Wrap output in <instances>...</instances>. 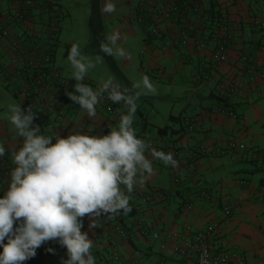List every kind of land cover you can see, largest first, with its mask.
I'll return each instance as SVG.
<instances>
[{
    "label": "crops",
    "instance_id": "crops-1",
    "mask_svg": "<svg viewBox=\"0 0 264 264\" xmlns=\"http://www.w3.org/2000/svg\"><path fill=\"white\" fill-rule=\"evenodd\" d=\"M159 1L162 2V0ZM199 1L205 11L224 14L226 17V26L234 36V45L228 52V62L212 67L207 71L203 81L197 83L194 77L199 72L198 64L190 65L188 62L190 59H195L197 63L205 58L209 59V49L199 54L191 45L186 48L170 49L167 53L162 52V46L177 36L174 26H168L165 29L170 33L169 38L155 37L157 39L153 38L154 40L147 43V52L142 55L146 56V62L141 61L145 75H152L153 72L162 68L165 72V81L170 83L184 77L194 85L212 82L214 88L210 93L211 102H201L199 105L190 102V106L199 107L198 113L189 117L196 125L192 134L182 130L180 122L187 118L182 114L179 116L171 114L169 118L174 117L173 120L170 119L172 125H154L155 135L153 131L147 133L148 121L144 113L137 108L136 112L142 118L137 136L145 135L161 144L163 142L169 145L172 143L181 151V156L180 158L173 157L177 163L172 166L165 165L163 161L146 153L152 160L154 172L144 183L137 184L134 188L142 191L162 189L166 193L164 201H158L141 210L138 209L139 212L130 206L131 211L127 214L121 211L109 220L106 217L97 219L95 227H89L88 217L84 218L82 231H87L92 239L90 252L95 258V264H117L112 255L114 250L121 260L129 264H189L177 254L175 242L169 243L166 249L162 250L161 243L164 237L155 241L152 238H143L138 235L135 225L141 220L151 231L160 233L182 232L185 227H189L191 234H194L196 231H204L211 225L218 224L221 228L219 237L222 247L243 253L247 258V264H264V203L259 199V187L264 183V81L257 80L253 83L247 81L240 59L241 56H251L257 60L258 64L264 63V54L261 52V47L264 46V27L257 23L258 19L264 20V0H209L210 6L206 8L204 3ZM152 3L155 2L152 1ZM16 4L17 0H0V23L11 19L14 12L13 6ZM127 4L130 5V0H127ZM148 4L150 5L149 1H141L131 11H137L140 14L147 13L150 9ZM133 17L121 16L120 20L133 23L135 22ZM196 22L197 20L192 18L190 24L196 25ZM139 25L143 27L141 23ZM143 31L150 37L149 30L144 28ZM209 43L212 46L213 40ZM6 47L7 43H4L2 46L4 56L3 52H0V60L9 64L10 56ZM223 75L235 78L239 82L238 94L230 98L229 102H223L218 98L220 94L216 85L220 76ZM14 78L9 82L10 84L15 82L13 84L17 85L15 88L17 93L21 82L15 81L16 78ZM55 97L49 96L47 101L43 100L35 106L40 117L37 120L40 127L43 120L49 123L44 129V135H48L50 129L56 135L60 133L66 135L69 130L98 133L102 130L107 132L108 129L118 126L119 117L116 119L110 117L100 103L96 106L95 117L88 116L81 108L70 109L66 112L62 123H55L54 126ZM18 101L19 105H22L19 99ZM216 106H228L237 113L239 119L235 120L217 114ZM124 110L126 111L125 108ZM1 124L3 127H0V145L5 147L6 152L2 157L4 161L0 164V171H5L4 186L7 189L10 172L15 166L11 151L19 146L22 138L16 135L11 125L9 126L6 122ZM165 126H169L168 135L162 136L159 134V129ZM133 128L135 129V124ZM232 139H238L248 147L249 156L247 158H244L243 152H235L223 157L205 156L197 149L202 144L225 145ZM255 151L258 155H252ZM240 179L247 180L249 185H240L238 183ZM121 189L129 196L123 185ZM202 189L216 192L220 204L200 201L192 210L187 211V203L192 201L195 190ZM177 198L180 202L176 203ZM229 204L234 205V213L232 217L226 218L223 208ZM115 225L123 228L125 237L115 232ZM49 248L53 251L49 252ZM66 258V249L61 247L57 241L52 240L38 248L36 256L29 261L30 263L36 261L38 264H62Z\"/></svg>",
    "mask_w": 264,
    "mask_h": 264
},
{
    "label": "clouds",
    "instance_id": "clouds-1",
    "mask_svg": "<svg viewBox=\"0 0 264 264\" xmlns=\"http://www.w3.org/2000/svg\"><path fill=\"white\" fill-rule=\"evenodd\" d=\"M113 11L115 5L106 2L102 12ZM60 32L61 28L57 40ZM120 39L118 31L106 35L99 45L100 52L130 58L118 46ZM67 53L76 82L72 91L65 93L68 100L95 117L101 94L107 92V98L122 103L126 113L122 112L118 126L107 132L69 130L66 135L52 137L41 134L38 117L31 108L9 106L8 120L22 139L11 151L15 166L7 189L0 194V264H25L36 256L38 248L52 240L66 249L67 258L62 264H95L90 252L92 239L82 231L84 218L88 217L89 227H95L101 217L131 211L129 197L121 185L130 193L153 174V163L146 152L165 165L177 163L171 153L157 151L138 138L133 128L137 99L156 92L149 77L142 76L133 84L134 92L111 79L93 90L84 80L95 65L77 44L71 45ZM5 152L0 145V157Z\"/></svg>",
    "mask_w": 264,
    "mask_h": 264
},
{
    "label": "built area",
    "instance_id": "built-area-1",
    "mask_svg": "<svg viewBox=\"0 0 264 264\" xmlns=\"http://www.w3.org/2000/svg\"><path fill=\"white\" fill-rule=\"evenodd\" d=\"M141 1L147 2L149 0ZM155 4L152 7H155ZM164 5V8L158 9L160 11L157 13L151 12L153 9L151 7L147 17L139 16L134 18L143 27L153 25L151 31L149 30L151 36L146 39L141 54L144 55L147 52V43H150V39L153 37H169L170 33L165 29L168 26H174L177 36L162 46V52L167 53L170 49L186 48L191 45L199 54L204 53L208 49L210 50L209 59L205 58L197 65L199 72L194 78L197 83H200L205 78L204 76L208 70L228 62V52L234 45V36L229 27L226 26V17H224V14L205 11L202 9L203 6L199 0H168ZM13 9L14 12L11 19L5 24H0V44L13 39L9 49L6 50L10 56V63H0V79L9 85L11 83L9 81L15 76V81L21 82L20 90L17 91L18 99L22 102V106L31 108L38 118L40 117L35 106L43 100L47 101L49 96H56L54 102L56 112L54 115L56 116L54 119L55 126V123L62 122L68 110L80 108L68 100L65 95L66 92L72 91L73 84L55 66V42L64 13L56 0H17V4L13 6ZM192 18L197 20L196 25L190 24ZM41 20H43L41 25H39L41 29L39 27V31L37 29L34 30L33 26L37 25ZM257 23L264 27L263 19H258ZM207 39L208 41L206 42ZM212 40L216 41V45L210 48L211 43L209 41ZM261 52L264 54V46L261 47ZM240 59L247 81L251 83L257 80L264 81V63L258 64L257 60L251 56H241ZM188 63L194 65V59H190ZM153 75L154 77H165L164 69H158L153 72ZM216 87L221 96L230 99L238 94L239 82L235 78L223 75L220 76ZM107 97L108 93L104 92L101 94L100 105L110 117L115 119L120 117L121 113L124 112L121 109L122 103H113ZM215 112L237 120L236 112L229 107H218ZM185 123L190 124L192 126L191 129L196 128L193 119L185 118ZM48 125L49 123L43 120L40 127L42 135H44V129ZM49 132L50 135L48 136H56L52 129ZM138 138L145 140L157 151H162L166 154L171 153L172 156L179 155V151L166 147L164 143L159 144L148 136L141 135ZM234 150L245 152L244 158L249 156L248 147L238 139L229 140L225 145L204 144L200 145L198 149L202 154L210 156H224L228 154L227 152ZM252 155H258L257 151L253 152ZM3 161V158L0 157V162L2 163ZM238 183L242 186L249 185V182L243 179L238 180ZM4 190L6 188L0 178V194ZM134 195L138 202L139 210L144 206H149L165 199V194L161 190L154 192L136 189ZM259 197L264 203V183L259 187ZM200 201L215 205L220 204V199L212 195L210 191H200L197 194L195 193L192 201L187 203L186 210H192ZM223 212L226 218L232 217L234 205H225ZM114 228L118 235L125 237V231L121 226L115 225ZM135 229L143 238H152L155 241H159L164 237L161 243L162 250H165L169 243L175 242L177 254L189 264H247V258L243 253L220 245L219 235L221 228L218 224H213L204 231H196L194 234H191L189 227H185L182 232H153L142 221L135 225ZM112 255L117 264H129L121 260L115 250ZM25 264H30V261H26Z\"/></svg>",
    "mask_w": 264,
    "mask_h": 264
},
{
    "label": "rangeland",
    "instance_id": "rangeland-1",
    "mask_svg": "<svg viewBox=\"0 0 264 264\" xmlns=\"http://www.w3.org/2000/svg\"><path fill=\"white\" fill-rule=\"evenodd\" d=\"M56 1L64 13V18L61 22V32L55 43V66L62 73V75H64L72 84L76 83L72 79V69L69 61L67 60V49H69L71 45L77 44L87 59L95 65L94 68L89 69L84 83L92 87L93 90H98L105 81L111 79L114 83H119L123 87L130 89L132 92L136 91V89H132V85L141 81L142 76H145L142 71L141 61L146 62V56H142L141 50L145 45V38H149V35L145 34L143 30L145 28L147 31H151L153 25L141 27L137 19H135L136 23H131L126 20H120V17H147V13L150 11L145 14L137 13V11H131L133 7H137L140 4L141 0H130L131 6L127 4V0ZM152 1L156 3L155 7H152L154 4ZM152 1L149 0L150 5L148 4V6L153 8L151 12L157 13L160 11L158 9L164 8V4L168 0L165 2L163 0L162 2L159 0ZM201 1L204 3L205 8L210 6L209 0ZM106 2L115 5V11L111 13L102 12V8L105 6ZM42 21L43 20L39 21L37 25H34L33 29H37V31H39V25H41ZM115 31H118L121 34L118 46L124 48L130 58L126 59L118 56H107L100 52L99 45L101 41L106 35H110ZM40 34L43 36L42 33ZM153 38L157 39L155 37ZM153 38L150 40H154ZM194 62L195 64H200V62L197 63L195 59ZM146 76L149 77L150 82L156 89V92L142 94L137 99L136 104L137 108L144 113L146 120L148 121L149 126L147 133H151L153 131L154 135L156 134L154 125L164 126L165 124H171L172 122L169 118L171 114L175 116L182 114L184 117L195 116L199 111V107L190 106V102H195L198 105L201 102H211L210 93L214 88V84L212 82H206L202 85H194L190 82V80L184 77L170 83L165 81L164 77L154 78L153 73L152 75L147 74ZM13 83L15 82H12V84H10L11 86H7L9 88L7 89L6 82H3V80L0 79L1 128L3 127L1 124L2 122H6L9 126L11 125L8 120V116L11 114L9 106L13 104H20L14 94L17 85ZM54 114H56L55 111ZM141 119V115L136 112L133 117L136 134L140 131L142 123ZM11 127L14 129L12 125ZM187 132L189 131L187 130ZM48 135H50V133ZM0 178L4 182V170L0 171ZM210 192L214 196L217 195V193L213 190ZM177 202H180L178 198L176 199V203ZM137 211L139 212V210ZM113 252L114 251H112V253Z\"/></svg>",
    "mask_w": 264,
    "mask_h": 264
},
{
    "label": "trees",
    "instance_id": "trees-1",
    "mask_svg": "<svg viewBox=\"0 0 264 264\" xmlns=\"http://www.w3.org/2000/svg\"><path fill=\"white\" fill-rule=\"evenodd\" d=\"M0 24H5V23H0ZM19 39V38H18ZM17 39V40H18ZM12 42H13V39H10V40H7V41H5V42H3L2 44H0V52H3L2 51V46H3V44L5 43H7V47H6V50H8L9 49V47H10V45L12 44ZM216 45V41L215 40H213V45L212 46H209L210 48H213V46H215ZM2 55L4 56V52L2 53ZM3 60H0V62L3 64L4 62H2ZM8 85L6 84V87H7ZM7 89H9L8 87H7ZM107 93V92H106ZM14 94H15V97L18 99V95H17V93L16 92H14ZM217 95V94H216ZM218 98L219 99H221V101H223V102H229V99H226V98H224L223 96H221V95H218ZM226 105H228L227 103H225ZM122 106V110L124 111V112H126L125 110H124V106H123V104L121 105ZM228 107V106H227ZM218 108V106H216V108L215 109H217ZM231 109V108H230ZM231 110H233V109H231ZM234 111V110H233ZM237 114V113H236ZM187 118H189V117H187ZM170 119H172V118H170ZM173 119H174V117H173ZM172 119V120H173ZM190 119H192V118H190ZM237 119H239V116L237 115ZM173 123H176V122H174L173 121ZM177 123H179V121H177ZM181 126H182V130L184 131V132H186V133H190V134H192L194 131H195V129H191V127L192 126H190V124H186L185 123V118L183 119V120H181ZM191 129V130H190ZM168 130H169V126H165V127H163V128H160L159 129V134L160 135H162V136H166V135H168L167 134V132H168ZM187 130L189 131V132H187ZM169 141V140H168ZM157 143H159V142H157ZM164 143V142H163ZM159 144H161V143H159ZM173 144H174V142H173ZM202 145H204V144H202ZM166 147H168V148H171L172 150H177V151H179V155H181V151L180 150H178V148L177 147H175V145H172V143L169 145V144H166ZM197 149H199V148H197ZM235 152H243V151H238V150H234V151H229V152H227L228 154H227V156L228 155H232V154H234ZM243 154L245 155V152H243ZM179 155H177L175 158H180V156ZM203 155H205V154H203ZM243 155V156H244ZM205 156H210V155H205ZM215 156H217V157H223V155H214V157ZM225 156V155H224ZM174 157V156H173ZM3 163V162H2ZM0 164H1V162H0ZM137 188H134V190L132 191V192H128L129 193V202H130V206H132V208L134 207L135 209H137L138 210V202H137V200H136V198H135V195H134V192H135V190H136ZM163 191L164 192V194H165V199H166V193H165V191L164 190H162V189H158V188H154V189H152L151 191H154V192H156V191ZM150 191V190H149ZM200 191H209V190H207V189H202V190H195V193L197 194L198 192H200ZM194 193V194H195ZM164 199V200H165ZM163 200V201H164ZM144 207H147V206H144ZM143 207V208H144ZM107 220H109V219H111V218H106ZM30 264H38L36 261H33V262H31Z\"/></svg>",
    "mask_w": 264,
    "mask_h": 264
}]
</instances>
